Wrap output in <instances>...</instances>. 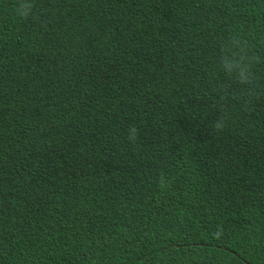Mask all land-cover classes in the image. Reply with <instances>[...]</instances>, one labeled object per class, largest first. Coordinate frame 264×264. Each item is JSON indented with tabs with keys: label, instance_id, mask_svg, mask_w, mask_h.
<instances>
[{
	"label": "trees",
	"instance_id": "obj_1",
	"mask_svg": "<svg viewBox=\"0 0 264 264\" xmlns=\"http://www.w3.org/2000/svg\"><path fill=\"white\" fill-rule=\"evenodd\" d=\"M0 264H264V0H0Z\"/></svg>",
	"mask_w": 264,
	"mask_h": 264
},
{
	"label": "clouds",
	"instance_id": "obj_2",
	"mask_svg": "<svg viewBox=\"0 0 264 264\" xmlns=\"http://www.w3.org/2000/svg\"><path fill=\"white\" fill-rule=\"evenodd\" d=\"M17 12L20 16L27 17L31 12V5L20 4L17 6ZM248 65L249 57L243 47L239 53L226 54L221 60L222 70L230 76H236L241 82H248L251 79ZM130 136H135V130L131 131Z\"/></svg>",
	"mask_w": 264,
	"mask_h": 264
}]
</instances>
